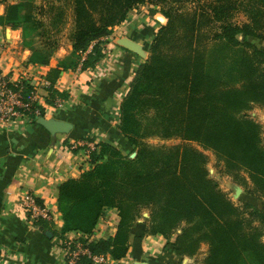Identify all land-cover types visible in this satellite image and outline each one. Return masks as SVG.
Masks as SVG:
<instances>
[{
  "label": "trees",
  "instance_id": "16d2710c",
  "mask_svg": "<svg viewBox=\"0 0 264 264\" xmlns=\"http://www.w3.org/2000/svg\"><path fill=\"white\" fill-rule=\"evenodd\" d=\"M147 1L69 0L75 18L73 47L87 55L81 69L96 66L105 53L104 38ZM186 1H150L164 6L168 22L157 29L151 55L140 63L121 102L124 142L96 143L88 154L90 167L61 184L62 232L92 235L107 211L117 209L116 232L92 239L89 246L94 253L122 259L129 254L138 214L148 209L151 235H163L178 256L193 254L207 243L205 264H264V212L250 203L233 202L195 148L155 147L144 140L157 135L195 141L230 169L248 174L254 184L251 192L264 195V126L248 113L264 106V49L254 42L264 40V0H193L192 10L175 8ZM31 3H9L0 26L38 25L25 11ZM240 7L249 15L241 25L232 21ZM40 54L31 63H48L39 60ZM66 66L53 69V77L47 75L52 97H69L56 87ZM35 223L47 225L43 219ZM174 231L177 237L169 244Z\"/></svg>",
  "mask_w": 264,
  "mask_h": 264
},
{
  "label": "crops",
  "instance_id": "0c3cea01",
  "mask_svg": "<svg viewBox=\"0 0 264 264\" xmlns=\"http://www.w3.org/2000/svg\"><path fill=\"white\" fill-rule=\"evenodd\" d=\"M19 1L22 0H0V15L6 14L9 3ZM40 1L43 0L36 2ZM165 20L163 13L152 19L157 26ZM148 24L137 34L129 33L122 43L120 38L119 44L114 41L111 44L113 35L105 39L111 40L109 43L113 45L107 48L105 58L110 56L117 63L111 65L109 62L104 66L101 61L92 68L61 71L56 78V87L68 90L74 96H69L65 106L67 111L55 109L45 118L61 122L63 129H49L39 121L26 123L20 120L0 127V264H63L64 239L87 235L78 231L62 232L64 220L58 206L60 186L69 178L80 177L83 170L90 167L88 147L74 148L72 144L84 138H92L94 145L101 141L123 144L119 130L120 93H124L135 70L132 65L139 56L137 53L146 48L145 40L153 33L154 27ZM0 42L6 45L1 51L0 65L7 72L31 62L37 52L41 53L38 33L26 25L17 29L0 26ZM254 42L264 47L261 42ZM119 49L127 53L122 56ZM67 53V49L61 48L48 65L33 64L32 68L53 77V69ZM122 58L129 59L131 69L124 66L118 70L117 64ZM113 64H116L115 68ZM27 193H33L48 209L59 214L57 223L46 221V226H38L32 222L22 203ZM119 220L118 210L109 209L93 239L113 235ZM141 223L132 231L129 254L119 260L125 264H179L180 256L167 245V240L160 235L145 238V226Z\"/></svg>",
  "mask_w": 264,
  "mask_h": 264
},
{
  "label": "rangeland",
  "instance_id": "374dc122",
  "mask_svg": "<svg viewBox=\"0 0 264 264\" xmlns=\"http://www.w3.org/2000/svg\"><path fill=\"white\" fill-rule=\"evenodd\" d=\"M33 2L34 4L27 6L25 11L30 12L33 14L36 21L39 23L38 25L30 23L28 26L30 30L38 33L40 37V41L42 42V45L40 46L42 58L39 59L45 60L48 59V63H45L46 65L49 64V61L53 58V56H57V53L63 49H67L68 53L62 57L59 61V65H67L66 70L68 68H72L76 71H78L82 67V62L86 61L85 57L87 56L86 53L79 51L75 52L73 47V33L75 30V18H74V12L71 8V5L69 3V0H46V1H40L36 2L37 0H26ZM151 1V0H150ZM147 1L146 3L137 5L132 9V11L129 13L127 19L113 27L112 33L109 36L113 35V40L111 41V44L118 43L119 39L122 43V40H127V35L130 34H137L140 32V30L145 27L146 23H149L148 25H152L154 27L152 35H150L148 40H145V46L144 50H141L139 53H137L138 58L135 60L134 66L135 70L132 73V76L130 79H128V85L125 87L124 93L121 92V99H119V124L121 122V114H120V107L121 102L123 101L125 95L127 94L129 90L130 83L135 76L137 69L140 66V63L145 62L149 59L151 55V45L154 41L157 29L159 28L160 24H167L168 18L166 17V20L164 22L161 21V23L157 26L156 23L152 21V19H157V17L163 13L164 6L159 2H150ZM153 1V0H152ZM34 5V7H33ZM42 5V6H40ZM195 7V3L193 0H187L184 3L176 4L175 8H181L183 10H192V8ZM242 7V6H241ZM238 8L240 10L235 11L232 21L235 23L243 24L245 21L249 20L248 13L242 9ZM164 14V13H163ZM165 15V14H164ZM149 16V18H148ZM108 36V37H109ZM104 38V42H107ZM114 41V42H113ZM256 41L261 42V45H264V40L260 38H256ZM129 42V41H128ZM132 42V41H130ZM110 44V43H109ZM104 45V48H106V51L104 53V56L99 61H103L104 66H106V63H109L112 65L113 62L116 60H113L112 57L105 58L107 54V48L113 47V45ZM119 44V43H118ZM43 47V48H42ZM261 48L264 49L262 46ZM117 51V48L115 49ZM119 53H127L125 50L118 51ZM40 54V55H41ZM126 55V54H125ZM120 55H117V58ZM129 58V57H128ZM121 59V62H118L117 66L118 70H122V68L125 66L126 68L131 69V63L129 64V59ZM85 59V60H84ZM96 64V66L99 65ZM117 63V62H115ZM34 64V63H33ZM114 65V64H113ZM95 67V66H94ZM116 67V64L114 65V68ZM128 69V70H129ZM63 93H68L69 96H74L73 93H69L68 90H62ZM61 92V93H62ZM117 93V92H116ZM60 94V93H59ZM62 94L57 95L58 97L63 98ZM67 102H69L70 98H65ZM74 100V98H73ZM67 106V105H66ZM67 107L63 108V111L66 110ZM62 111V110H61ZM248 113L256 118L258 121H260L264 126V106L263 105H256L252 109L248 111ZM150 114H154V111L150 112ZM150 121L147 119H144V124L149 125ZM149 129H151L149 127ZM81 140L85 141H91L89 138H84ZM145 142L148 145L155 146V147H176L178 145H184L188 147H193L199 152L203 153L205 156V164L206 167L210 173V176L213 177L221 186V188L228 194V196L232 199L233 202H235L237 205H244L245 203H250L254 206L255 209L263 211L264 212V195H257L253 194L251 192V189L254 187L253 182L250 180L248 174H246L244 171L239 170L237 168L230 169L226 166L225 162L220 160L217 155L210 149H205L202 145L195 141H186L180 137H174V138H163L161 136L157 135H151L144 138ZM119 146V143L117 144ZM82 147V146H81ZM125 151H130V157L134 158L137 154L136 151L132 152L133 150L129 149L128 147H122ZM128 151V152H129ZM150 215V210L143 209L140 214H138V221L144 223L145 230H144V236L147 238L149 235H151L152 226L150 224V221L147 217ZM181 232V230H178ZM164 237L163 235H160ZM177 237V232L174 231L171 236L170 240H168V243L174 242ZM165 238V237H164ZM166 239V238H165ZM170 241V242H169ZM209 252V246L207 243H201L200 246L197 248L196 252L193 254H185L183 256H180L179 264H205L206 258L208 256Z\"/></svg>",
  "mask_w": 264,
  "mask_h": 264
},
{
  "label": "built area",
  "instance_id": "2783aa9c",
  "mask_svg": "<svg viewBox=\"0 0 264 264\" xmlns=\"http://www.w3.org/2000/svg\"><path fill=\"white\" fill-rule=\"evenodd\" d=\"M5 43L0 42L1 51ZM33 63L27 62L12 72L5 71L0 65V127H7L17 121L32 123L46 117L55 109H63L67 101L58 96L52 97V82L43 72L35 71ZM76 147H88L89 154L95 145L91 141L81 140L72 144ZM23 207L32 220H46L57 223L59 214L48 209L33 193L23 198ZM97 233V232H96ZM84 235L77 238H66L63 245L66 251L63 264H125L114 259L110 253H94L89 246L96 235Z\"/></svg>",
  "mask_w": 264,
  "mask_h": 264
},
{
  "label": "water",
  "instance_id": "95a60500",
  "mask_svg": "<svg viewBox=\"0 0 264 264\" xmlns=\"http://www.w3.org/2000/svg\"><path fill=\"white\" fill-rule=\"evenodd\" d=\"M131 45V44H128ZM39 122H41L44 126L48 127L49 129H63L64 125L55 120V119H47L45 117H42L38 120ZM137 264H150L148 262H138Z\"/></svg>",
  "mask_w": 264,
  "mask_h": 264
}]
</instances>
